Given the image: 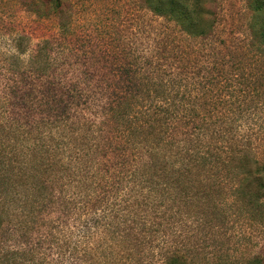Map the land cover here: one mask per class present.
Masks as SVG:
<instances>
[{"label":"trees","instance_id":"16d2710c","mask_svg":"<svg viewBox=\"0 0 264 264\" xmlns=\"http://www.w3.org/2000/svg\"><path fill=\"white\" fill-rule=\"evenodd\" d=\"M142 1L186 38L212 37L216 0ZM17 2L37 17L55 19L60 32L69 31V0ZM246 5L248 40L239 66L245 58L250 62L264 58V0H246ZM28 39L18 34L15 73L20 78L22 117L14 157L5 154L0 160L3 186L14 180L35 198L80 196L97 201L102 204L94 208L113 213L118 224L131 222L144 233L178 232L183 227L205 230L202 241L222 250L207 251L202 264H264V156L257 154L264 147V116H259L264 114V102L251 103L255 96L264 98V87L258 92L253 87L246 103H231L221 91L189 83L159 59L149 61L142 85L134 78L132 85L119 89L67 86V76L46 80L52 55L49 40L28 59L21 56ZM169 42L161 45V53L169 61L180 55L176 60L182 66L185 52L177 53L180 47ZM260 72L259 78H264V70ZM40 80L48 93L54 92L42 107L29 99L44 89L37 84ZM56 87L64 89L62 94L57 95ZM98 90L105 100L98 105L99 114H80L81 101L89 102ZM37 110L43 112L35 117ZM71 124L85 133L75 138ZM53 128L61 130L56 133ZM71 186L78 191L69 194ZM195 257L188 249L174 250L161 264H195Z\"/></svg>","mask_w":264,"mask_h":264},{"label":"rangeland","instance_id":"374dc122","mask_svg":"<svg viewBox=\"0 0 264 264\" xmlns=\"http://www.w3.org/2000/svg\"><path fill=\"white\" fill-rule=\"evenodd\" d=\"M69 1L71 20L69 31L64 33L59 31L55 19L26 12L17 0H0V160L5 154L14 157L17 125L22 117L20 78L15 73L19 33L29 38L21 55L26 59L49 40L47 47L52 55L51 64L46 67L48 82L67 76V86L119 89L132 85V80L138 78L136 84L142 85L149 61L159 59V63H167L189 83L221 91V97L231 103H246L252 98L247 96L253 94V87L257 92L264 87V78H259L264 58L252 62L245 58L242 67L237 64L248 40L250 14L246 0H216V25L212 37L206 40L188 39L175 32L166 21L148 11L142 0ZM168 41L180 47L177 53L179 49L185 52L182 66L176 60L180 55L169 61L161 53V45ZM159 74L167 78L163 72ZM37 84L44 88L37 91L40 97L31 95L29 99L42 107L46 97L54 92L48 93L41 80ZM57 87V95L62 94L64 89ZM27 89L31 94L29 83ZM103 101L101 92L89 102L81 101L80 114L98 115V105ZM255 101L263 103L264 98L255 96L251 103ZM42 112L37 110L33 114L38 117ZM53 129L56 133L61 130ZM71 130L75 138L85 133L78 124H71ZM257 154L263 157L264 147L258 148ZM3 172L0 167V264H161L168 253L186 249L196 255L195 264H202L200 259L207 251L222 250L202 241L205 230L192 227V231H187L188 227H183L178 232L144 233L130 221L118 224L120 221L113 213L94 208L102 204L97 201L80 196L66 200L28 196L26 188L14 185V180L3 186ZM69 191L70 194L78 190L71 186ZM208 235L212 237L211 233Z\"/></svg>","mask_w":264,"mask_h":264}]
</instances>
